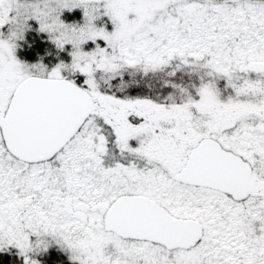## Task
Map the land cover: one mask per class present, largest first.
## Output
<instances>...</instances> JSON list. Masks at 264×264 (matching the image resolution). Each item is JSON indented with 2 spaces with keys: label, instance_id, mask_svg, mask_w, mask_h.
Segmentation results:
<instances>
[{
  "label": "snow or ice",
  "instance_id": "1",
  "mask_svg": "<svg viewBox=\"0 0 264 264\" xmlns=\"http://www.w3.org/2000/svg\"><path fill=\"white\" fill-rule=\"evenodd\" d=\"M0 264H264V0H0Z\"/></svg>",
  "mask_w": 264,
  "mask_h": 264
}]
</instances>
